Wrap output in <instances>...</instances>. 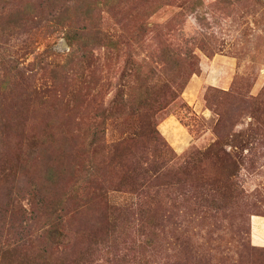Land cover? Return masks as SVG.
<instances>
[{
	"label": "rangeland",
	"instance_id": "obj_1",
	"mask_svg": "<svg viewBox=\"0 0 264 264\" xmlns=\"http://www.w3.org/2000/svg\"><path fill=\"white\" fill-rule=\"evenodd\" d=\"M261 225L264 0H0V264H264Z\"/></svg>",
	"mask_w": 264,
	"mask_h": 264
},
{
	"label": "trees",
	"instance_id": "obj_2",
	"mask_svg": "<svg viewBox=\"0 0 264 264\" xmlns=\"http://www.w3.org/2000/svg\"><path fill=\"white\" fill-rule=\"evenodd\" d=\"M65 37L67 39V42L69 43V45L72 48L68 52V54H67L68 56H72V55L76 54L78 52V50H84L83 53H86L87 49L91 50L92 46H94L95 44H101V43L103 44V43L107 42V45L109 47H117L118 44L120 43V40L113 41L109 37H107L106 35H104L101 32H98V31L93 33V34H90L89 32H87V33L82 32L81 33L78 31L68 30L67 33L65 34ZM148 96H150V95L149 94L147 95V99L149 98ZM145 102H146V100H144V99H142V101L140 99L134 100L133 105H136L138 103L143 105V103H145ZM155 132L159 134V131L157 129L155 130ZM160 137H161V135H160ZM54 176H55V174H54L53 170L48 168L45 180L48 183H50V182L54 181L53 180Z\"/></svg>",
	"mask_w": 264,
	"mask_h": 264
},
{
	"label": "crops",
	"instance_id": "obj_3",
	"mask_svg": "<svg viewBox=\"0 0 264 264\" xmlns=\"http://www.w3.org/2000/svg\"><path fill=\"white\" fill-rule=\"evenodd\" d=\"M258 229H259V230H261V229L264 230V225L258 226Z\"/></svg>",
	"mask_w": 264,
	"mask_h": 264
}]
</instances>
